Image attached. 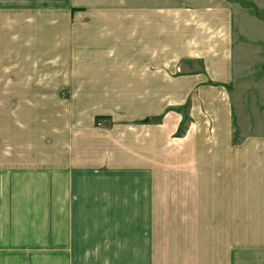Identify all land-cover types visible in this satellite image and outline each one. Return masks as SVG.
Masks as SVG:
<instances>
[{
    "label": "crops",
    "instance_id": "obj_1",
    "mask_svg": "<svg viewBox=\"0 0 264 264\" xmlns=\"http://www.w3.org/2000/svg\"><path fill=\"white\" fill-rule=\"evenodd\" d=\"M233 16L0 0V264H264V131L227 90Z\"/></svg>",
    "mask_w": 264,
    "mask_h": 264
},
{
    "label": "rangeland",
    "instance_id": "obj_2",
    "mask_svg": "<svg viewBox=\"0 0 264 264\" xmlns=\"http://www.w3.org/2000/svg\"><path fill=\"white\" fill-rule=\"evenodd\" d=\"M230 1L234 3L233 61L235 67L242 70L234 73L227 90L235 111L247 115L254 132L264 131V20L255 15L252 8L243 7L238 0ZM247 1L257 8L259 15L264 13V0ZM187 107L184 106L185 109Z\"/></svg>",
    "mask_w": 264,
    "mask_h": 264
},
{
    "label": "trees",
    "instance_id": "obj_3",
    "mask_svg": "<svg viewBox=\"0 0 264 264\" xmlns=\"http://www.w3.org/2000/svg\"><path fill=\"white\" fill-rule=\"evenodd\" d=\"M238 1H239V3H240L243 7H250V8H252L253 11H254V14L257 15V16H259L261 19L264 20V13H263V14L260 13L261 15H259L257 8H256L252 3H250V2L247 1V0H238ZM183 117H184V118L187 117L186 113H184ZM183 123H184V122L180 123V125H179V129H178V131H177V134H178V135L181 134L182 131H183V130H182V128H183Z\"/></svg>",
    "mask_w": 264,
    "mask_h": 264
}]
</instances>
